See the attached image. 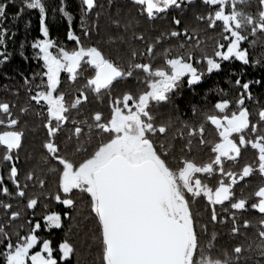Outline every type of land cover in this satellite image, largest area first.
Segmentation results:
<instances>
[{"label": "snow or ice", "instance_id": "obj_1", "mask_svg": "<svg viewBox=\"0 0 264 264\" xmlns=\"http://www.w3.org/2000/svg\"><path fill=\"white\" fill-rule=\"evenodd\" d=\"M14 2L0 0V65L11 58L7 43L15 32L9 37L4 21ZM113 2L108 0L109 6ZM22 4L13 20L25 7L39 12L40 35L31 47L40 69L27 76L20 73L28 98L24 106L17 110L15 99H0V195L9 198L0 200L7 218L0 223V264H71L75 244L65 236L54 246L51 234L40 233L61 229L62 216L72 218L74 190L90 197L97 227L90 239L99 248L100 264H240L252 259L245 253H255L254 264H262L264 183L248 195L241 185L256 175L264 180V104L252 90L264 86V76L245 78L247 67L264 64V0H202L203 10L194 14L195 21L205 25V32L219 29L211 54L201 46L205 43L201 29L184 24L180 14H173L169 27L157 29L152 37L137 31L138 17L153 23L168 19L169 12H186L192 0H131L135 14L130 11L123 20L118 14L112 20L118 34L109 39L121 45L116 52L85 43L99 33L103 9L99 0H80L79 32L73 27L68 0L52 7L53 15L58 11L67 20L66 42L51 36L47 0ZM173 39L178 43H170ZM135 42L143 43V49ZM232 61L242 66L238 71L229 68L224 77L228 89L213 81L199 103H190L193 118L185 119L173 94L182 96L186 83L200 95L196 87ZM62 73L69 82H84L74 93L61 90ZM132 78L135 90L127 87ZM121 84L125 87L117 92ZM229 89H235V95ZM0 90L13 97L21 91L7 85ZM249 101L259 105L255 112ZM161 102L174 110L165 121L153 111ZM85 105L89 110L81 111ZM29 114L42 120L38 163L57 176L58 190L52 198L67 210L46 211L42 224L35 215L38 198H28L25 210L32 211L25 221L28 229L22 223L10 232L11 223L22 215L11 200L25 198L30 182L41 188L47 183L34 170L27 171L23 183L20 179ZM249 149L254 158L241 163ZM205 150L206 158L197 155ZM198 198L206 201L207 220L193 210ZM250 210L260 217L255 223L244 218ZM218 225L227 226L230 248L218 246ZM250 228L255 229V239L249 237Z\"/></svg>", "mask_w": 264, "mask_h": 264}, {"label": "trees", "instance_id": "obj_2", "mask_svg": "<svg viewBox=\"0 0 264 264\" xmlns=\"http://www.w3.org/2000/svg\"><path fill=\"white\" fill-rule=\"evenodd\" d=\"M49 4V12L47 17V22L50 27L51 36L53 38H58L60 42H66V30H67V20L61 13L58 11L53 15L51 9L56 7L59 4V0H47ZM100 4L103 5L102 16L99 20V33H93L91 40H85V43H97L105 49V51L116 52L121 48L119 42L113 43L110 41L109 37L118 34V30L112 25V20L119 17L123 20L130 11L135 14V10L132 7L131 0H114V2L109 6L108 0H99ZM79 3L80 0H68L69 11L73 12L74 20L73 27L79 32L80 24V12H79ZM22 0H15L14 3L9 4L8 16L4 21L6 27L10 29L9 37L11 33L15 32V36L11 37L8 40L7 48L11 53V58L8 62L0 65V86L7 85L10 88H19L21 89L18 97H13L9 92H4L0 90V99H15L17 101V110L19 107L24 106L28 102L27 95L24 91L23 79L20 73L24 75H29L32 72L39 71L40 63H38L33 57L35 55L34 50L31 47V42L33 38L39 36V12L34 9H27L25 7L24 13L17 19H12V14L20 7H22ZM203 5L202 0H192V4L189 6L186 12L184 13H168V19H156L153 23L152 20L145 19L143 16L138 17L140 22V28L137 31L143 30L148 37H152L156 34L157 29H166L169 27L171 16L173 14H180L182 16L184 24L191 27H198L201 29V36L205 38V43L201 46L208 49L209 54L213 51L215 40L219 39V29L215 32L213 31H204L205 25L197 24L194 19V14L196 12L202 11ZM94 17V13L89 17L91 21ZM195 41H193L194 43ZM170 43L176 44L178 41L175 39L171 40ZM23 44V48H21ZM69 48L73 47L70 42H67ZM135 47L143 49L144 45L141 42H135ZM247 46V45H245ZM164 46L162 45L157 51H161ZM21 52L24 55H21ZM257 53L261 52V49L258 47L256 49ZM27 56L28 59L24 57ZM242 66L239 61L225 62L224 71L212 74L206 78L198 87H196V93L200 95L193 94L192 90L186 86L183 89V95L176 97L173 94L175 104L179 105L180 111L185 113V119L193 118L192 112L189 107L190 103H199L201 100V95H203L204 89H206L213 81L219 82L222 87L228 89V85L224 83V77L227 75L229 68H235L237 71ZM5 73L8 74V78L5 77ZM248 75L245 78H260L264 76V64L261 66H249L247 67ZM62 82L63 87L61 90L74 93L76 87L79 84H82L84 81L81 79L77 83H72L67 80V74L62 73ZM235 79V77H233ZM125 85L121 84L117 87L116 91L119 92L123 90ZM127 87L135 90L137 87L134 78L130 79L127 83ZM142 87V85H140ZM254 94L259 98L260 104H264V86H254ZM232 95H235V89H229ZM71 99V97H69ZM248 105L250 109L255 112L259 107L258 104L249 101ZM90 106L85 105L81 111L89 110ZM39 111V109L34 108V112ZM153 111L157 115L158 120L165 121L167 120L170 113L174 114L172 105L168 103L161 102L159 105L153 106ZM28 129L26 132V143L24 144L23 150L20 152L21 160L19 162L20 167V179L21 182H24V176L27 174L28 170L36 171L38 176L46 177L47 183L41 188L38 184L33 186L34 182L29 183L27 189V195L25 198H14L11 200L13 203L14 209L21 211V218L13 221L11 227L8 229L10 232H14L20 224H24L25 230L28 229L29 225L25 222L28 217L32 216L31 210H25V203L28 198L37 197L39 200V206L35 210L36 218L41 220L43 214L48 211H58L63 214L66 211V207L55 201L54 194L58 190L57 188V176L52 173H48L47 169L38 163L39 156L41 154V141L44 138V130L40 127L42 120L39 117H36L34 114H29L27 117ZM199 157L205 158L207 152L198 153ZM31 157V159H29ZM254 158V151L249 149L244 152L243 160L241 163L250 162ZM232 166V165H228ZM5 166V173H6ZM204 179L210 184L215 183L214 178L204 177ZM264 183V181H263ZM260 184V180H257L254 177L247 180L241 187L244 188V195H248L250 192L254 191L256 187ZM246 185V186H245ZM9 187L12 185L9 183ZM239 192V188L237 189ZM49 194H52L50 196ZM9 198L0 195V200L7 201ZM73 199L76 202V207L72 211V218L63 217V227L61 229L51 228L45 229L46 232L42 231L45 237H48L51 234V237L54 240V246L59 240L63 237H67L72 241L76 246L75 256L72 258L71 264H100V252L99 248L96 245V242H93L90 237L93 234L97 233L96 220L94 215L90 211V197L86 192L80 190H74ZM44 205H48V209H45ZM194 211H199L203 215L204 220H207L210 213L206 209V201L202 199H197L192 205ZM219 211V207L217 208ZM244 218L251 219L255 223L260 217L257 214L256 210H250L244 214ZM6 217H3L2 210H0V223L6 222ZM217 231L220 232V238L218 240V246L231 247V238L227 235L228 228L224 225H218ZM249 237L255 239V229L250 228L247 230ZM242 240L243 238H238ZM92 244L93 247H89ZM2 250V248H0ZM59 252L56 253L57 258L59 257ZM246 256H252V259L241 260L240 264H254L255 259H257L255 253H245ZM264 264V261H262Z\"/></svg>", "mask_w": 264, "mask_h": 264}, {"label": "flooded vegetation", "instance_id": "obj_3", "mask_svg": "<svg viewBox=\"0 0 264 264\" xmlns=\"http://www.w3.org/2000/svg\"><path fill=\"white\" fill-rule=\"evenodd\" d=\"M205 152H206V150H205ZM205 158H206V157H205ZM255 178H256L257 180H260V184L263 183V181H264V180H262L258 175H256ZM53 228H54V227H53ZM46 231H48V230H44V232H46ZM40 234H41L42 236H44L43 232H41Z\"/></svg>", "mask_w": 264, "mask_h": 264}]
</instances>
